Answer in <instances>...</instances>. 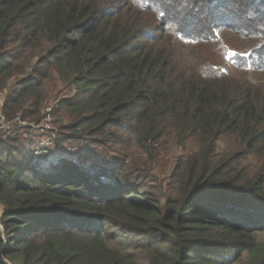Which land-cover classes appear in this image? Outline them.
Returning <instances> with one entry per match:
<instances>
[{
  "label": "trees",
  "instance_id": "obj_1",
  "mask_svg": "<svg viewBox=\"0 0 264 264\" xmlns=\"http://www.w3.org/2000/svg\"><path fill=\"white\" fill-rule=\"evenodd\" d=\"M228 31L224 68L172 51ZM230 68L264 73V0H0L3 113L69 88L56 145L85 148L0 142V264H264V98Z\"/></svg>",
  "mask_w": 264,
  "mask_h": 264
},
{
  "label": "rangeland",
  "instance_id": "obj_2",
  "mask_svg": "<svg viewBox=\"0 0 264 264\" xmlns=\"http://www.w3.org/2000/svg\"><path fill=\"white\" fill-rule=\"evenodd\" d=\"M150 17V23L151 26H154V28L156 29L159 25V22L156 20V18L154 16L149 15ZM169 42V41H168ZM171 42V41H170ZM158 44L160 45L161 42H158ZM181 46H184V48H181ZM251 46V44L246 41L243 40L242 38H240L238 35H234L232 33H230V31H228L227 35H226V39L224 38V42L221 45L216 46V44L211 45L210 43H207L206 41H201V42H197L194 44H180L178 47L173 46L170 43V47L174 48L172 49V51H177V54L179 55V53L192 58L195 61V65L198 64V70H201V65H203L204 63H208L211 62L213 64L218 63V65L222 66L223 68L225 67V62L224 59L226 60V57H223L224 52L227 51L228 49V53L229 55H232L235 53V50L238 51H245L247 50V48H249ZM208 65L205 64L202 67V70H207ZM231 71L233 73H231L233 76L232 79L238 81V82H244V81H249L253 78H257V84L259 85L258 89L260 92V99L264 98V73H253L250 72V76L246 75L243 73V71H239L236 72L234 71L232 68H230ZM247 73V72H246ZM64 87H60V91L58 93H56L54 96H50L47 98V100L43 103V109H41V114L42 116H44L45 118L41 121V122H32V123H36V124H44L41 125L42 126H46V127H50V128H55L57 130V134H58V138H59V134L60 136H62V132L59 130V124L55 121L54 119V115H55V108L58 106V100L59 98L65 96L66 94H68L70 91L69 88H67V90L63 89ZM6 90H4V92L0 93V115H4V117L6 118L7 121H10L14 118H16L17 116H19L20 118L21 115L18 114L16 116H14L13 118H9L7 119L6 115L3 113L2 110V103H3V98L6 95ZM52 111V112H51ZM50 113V114H49ZM49 114V115H48ZM23 120V119H22ZM63 121V120H62ZM29 122V121H27ZM60 122V121H58ZM65 122V119L64 121ZM67 122V121H66ZM18 123L13 122L10 125H12L11 128V133L4 135V131L6 128H3L2 125L0 124V142L4 141L7 142L9 138L15 137L16 134H18L19 132H23L25 134H27V136L29 135L30 137H32L31 139H33V144L36 143V146L38 145V143L43 140V134H48L50 132L49 128H39L36 127V129L34 130H28L27 127H25V129L19 128L17 125ZM38 126V125H36ZM45 130V131H44ZM44 131V132H43ZM11 136V137H10ZM21 139H24L23 136H21ZM57 138V139H58ZM55 140V142H52V145L48 148V150L42 154V155H37L36 159L38 161L37 164L42 165V164H48V163H52V162H57L59 157H63V156H67L70 155L71 153L75 152L76 146L78 148V153H85V148L82 147L81 145H79L80 141L77 140H72V142L70 141L69 143H64L63 146L59 147L56 145L58 140ZM26 142V140H23ZM29 142V141H28ZM59 144H61V142H59ZM78 144V145H77ZM73 145L74 146V150H72L71 152H68L67 154H65V151L69 149V147ZM192 145V144H191ZM28 146L29 148L31 146H29L28 143H26L25 147ZM108 147L110 148V150L105 151L103 148L98 149L97 154L99 153H103L106 156H110L112 153L111 151L115 148H117V145H113V144H108ZM222 145L219 144V148H221ZM2 149L0 150V156L3 154V151L5 149V153L4 155H2V157H5V154L9 155L10 153L12 154L13 151L11 150V148H8L7 143L5 145H3V147H1ZM177 151H181V149L177 150ZM8 152V153H7ZM75 152V153H77ZM172 152L174 153V150H172ZM17 154V153H16ZM12 156L16 157L17 155H14V153L12 154ZM166 159V158H165ZM170 166V164H169ZM167 166L165 164V169H163V171H161L160 169H156L155 172L156 174H158L159 176H161L162 178L166 176L167 174ZM2 206L0 205V219L2 216V211H1ZM0 229H2L1 227V223H0ZM4 261L7 264H13L11 261L4 259Z\"/></svg>",
  "mask_w": 264,
  "mask_h": 264
},
{
  "label": "built area",
  "instance_id": "obj_3",
  "mask_svg": "<svg viewBox=\"0 0 264 264\" xmlns=\"http://www.w3.org/2000/svg\"><path fill=\"white\" fill-rule=\"evenodd\" d=\"M13 122L18 123L17 125H19L18 126L19 128L25 129V127H27L28 130H30V129L34 130V129H36V127H39V128L46 127V126L41 127V125H44V124H36V123L24 121L19 116H17L16 118H14L10 121H7L6 118L4 117V115H0V124L2 125L3 128H6L5 130L3 129L4 135H6V133L7 134L11 133L12 125H10V124ZM36 125H38V126H36ZM46 128H49L50 132L48 134H43V140H41L38 143V145L36 146V149H35L36 155L44 154L48 150V148L52 145V142L53 141L55 142V140L58 138L57 130L55 128H50V127H46ZM74 149H75L74 146L71 145L69 147L68 151L67 150L65 151V154H67L68 152H71Z\"/></svg>",
  "mask_w": 264,
  "mask_h": 264
}]
</instances>
